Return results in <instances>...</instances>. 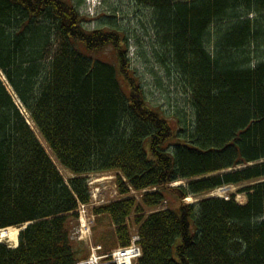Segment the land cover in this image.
Segmentation results:
<instances>
[{"label":"trees","instance_id":"trees-1","mask_svg":"<svg viewBox=\"0 0 264 264\" xmlns=\"http://www.w3.org/2000/svg\"><path fill=\"white\" fill-rule=\"evenodd\" d=\"M138 2L154 11L156 61L176 74L190 126L152 107L119 30H86L67 0H0V230L29 224L17 248L0 243V264L87 258L71 232L89 175L111 172L122 198L93 209L113 226L104 253L136 233L137 264H264V0ZM106 47L119 70L93 56ZM245 183V204L184 202Z\"/></svg>","mask_w":264,"mask_h":264},{"label":"rangeland","instance_id":"rangeland-1","mask_svg":"<svg viewBox=\"0 0 264 264\" xmlns=\"http://www.w3.org/2000/svg\"><path fill=\"white\" fill-rule=\"evenodd\" d=\"M67 1L79 10L84 18L83 24L86 30L93 31L101 28L105 31L119 30L127 36L129 40L127 42L128 47L124 48V50L128 53V57L131 60L132 72L144 87L146 97L152 107L172 117L170 120H172L175 125L178 121H182L184 125L186 123L187 126H190L191 122L194 120V115L185 103L187 97L183 94V91L180 90L181 84H179L180 87L177 85L178 81L176 74L169 77L167 70L162 68L156 61V53H163L164 47H160L161 45H159L157 41L159 38L157 37V32L152 23L154 11L150 8L141 6L138 0ZM178 1L180 2V0ZM259 36L264 37V33ZM214 37H212V40H214ZM251 51L249 52L251 53ZM258 53H260L261 56L264 55V45L259 46ZM93 56L108 64H112L119 70V60L115 49L106 47L103 50L93 53ZM251 58L255 59L257 58V55H254V57ZM0 76L6 81L1 71ZM126 91L128 92L129 89L127 88ZM23 112L25 113V109H23ZM26 117L29 118L28 116ZM32 126L34 127L33 124ZM41 140L50 152L47 144L43 139ZM53 158L55 157L53 156ZM56 163L58 164L57 161ZM58 166L65 179H70L72 177V174H70L68 170L59 164ZM116 178V173L113 172L89 175L88 183L91 185L92 192L95 194L94 196L97 200L102 197L104 201H110L113 199L117 200V198L120 197L118 194L116 195L115 192L117 186V183L115 182ZM183 185L184 183L180 181L171 184L172 187ZM250 185L252 184L245 183L244 185H231L223 189H217L207 195L199 197L190 196L192 199L188 200V197L184 202L186 204H195L208 197L229 199L231 194L236 196V201L238 203L245 204L247 202L246 193L241 192L240 190ZM96 206L98 205L94 203L91 205V208L86 206L85 212L82 210L81 223L78 219L71 232L72 241L75 242L77 246L84 247V254L87 257L91 255V243H89L91 238L94 244L102 246L101 243H98V236L101 234L103 235L105 232L109 233L113 228L112 223L108 218L101 217L97 219V217L93 215V209ZM178 206L179 201L174 198L169 200L168 208L176 209ZM83 224L84 227L82 228ZM22 228L24 227L17 229L20 230ZM81 229L82 232L80 231ZM75 230L80 231L77 233V236L74 235ZM80 237H83V243H78ZM0 243H6L10 247H15V243L6 237L1 238L0 236ZM81 260L86 259L84 258Z\"/></svg>","mask_w":264,"mask_h":264},{"label":"bare ground","instance_id":"bare-ground-1","mask_svg":"<svg viewBox=\"0 0 264 264\" xmlns=\"http://www.w3.org/2000/svg\"><path fill=\"white\" fill-rule=\"evenodd\" d=\"M26 115H28V114L26 113ZM73 176L74 175H72V177ZM88 187H90L91 203L88 204V205L81 204L80 207H79V209H78V212L77 213H79L81 211V209H84L85 210V207L86 206H88L89 208H91V205L94 204V203H96V205H98V206H101V205L107 204V203H109L111 201V200L110 201H104V199L102 197L99 198V200H97L96 197L94 196L95 194H93V192H92V187H91V185L89 183H88ZM155 190H152V191H155ZM208 198H210V197H208ZM191 199H192L191 197L188 198V200H191ZM166 204H167V201H165L160 207L156 208L155 211L165 210L166 209ZM23 227L24 228H22L20 230H18L16 227H9L7 229L1 230L0 231V236H1V238H3V237L9 238V240H11V241H13L15 243V247H16L19 244V234H20V232L22 230L26 229L25 226H23Z\"/></svg>","mask_w":264,"mask_h":264},{"label":"built area","instance_id":"built-area-1","mask_svg":"<svg viewBox=\"0 0 264 264\" xmlns=\"http://www.w3.org/2000/svg\"><path fill=\"white\" fill-rule=\"evenodd\" d=\"M136 240H138L137 237L134 238V244L131 247L120 249L112 254L117 264H132L133 260L137 259L141 255L140 247L135 244ZM82 264H101V263H100V258H98L96 255H93L90 261Z\"/></svg>","mask_w":264,"mask_h":264}]
</instances>
